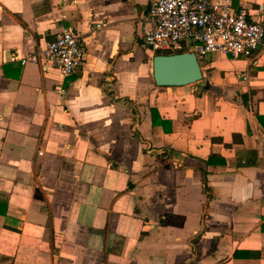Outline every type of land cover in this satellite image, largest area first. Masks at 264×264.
I'll list each match as a JSON object with an SVG mask.
<instances>
[{
    "label": "crops",
    "instance_id": "0c3cea01",
    "mask_svg": "<svg viewBox=\"0 0 264 264\" xmlns=\"http://www.w3.org/2000/svg\"><path fill=\"white\" fill-rule=\"evenodd\" d=\"M151 26L148 0H0V264H264V48L157 86ZM64 28L74 74L11 58Z\"/></svg>",
    "mask_w": 264,
    "mask_h": 264
},
{
    "label": "built area",
    "instance_id": "2783aa9c",
    "mask_svg": "<svg viewBox=\"0 0 264 264\" xmlns=\"http://www.w3.org/2000/svg\"><path fill=\"white\" fill-rule=\"evenodd\" d=\"M148 9L152 26L142 39L153 52L185 48L202 64L208 63L207 57L213 52L250 60L264 48V20L250 19L244 6L233 8L232 0H148ZM82 57L81 36L71 28L62 29L35 50L11 53L21 65L51 66L62 77L74 74Z\"/></svg>",
    "mask_w": 264,
    "mask_h": 264
},
{
    "label": "water",
    "instance_id": "95a60500",
    "mask_svg": "<svg viewBox=\"0 0 264 264\" xmlns=\"http://www.w3.org/2000/svg\"><path fill=\"white\" fill-rule=\"evenodd\" d=\"M152 78L157 86H183L201 80L200 62L193 51L157 53L152 57Z\"/></svg>",
    "mask_w": 264,
    "mask_h": 264
},
{
    "label": "trees",
    "instance_id": "16d2710c",
    "mask_svg": "<svg viewBox=\"0 0 264 264\" xmlns=\"http://www.w3.org/2000/svg\"><path fill=\"white\" fill-rule=\"evenodd\" d=\"M181 51H185V48H181L179 50L176 51H171L169 53H176V52H181ZM156 53H160V52H156ZM151 114H152V123L155 124L156 122H158L157 118H156V111L155 110H151ZM204 190L207 193V196H209V188L207 187L206 183L204 185Z\"/></svg>",
    "mask_w": 264,
    "mask_h": 264
},
{
    "label": "rangeland",
    "instance_id": "374dc122",
    "mask_svg": "<svg viewBox=\"0 0 264 264\" xmlns=\"http://www.w3.org/2000/svg\"><path fill=\"white\" fill-rule=\"evenodd\" d=\"M213 53H214V52H213ZM213 53H210V54L208 55V57H207V58L209 59V57H210V56H211V54H213Z\"/></svg>",
    "mask_w": 264,
    "mask_h": 264
}]
</instances>
